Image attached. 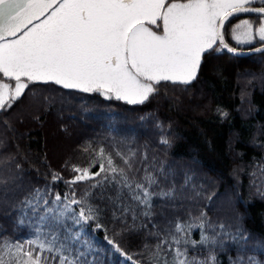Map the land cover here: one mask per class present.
Here are the masks:
<instances>
[{
	"label": "trees",
	"instance_id": "1",
	"mask_svg": "<svg viewBox=\"0 0 264 264\" xmlns=\"http://www.w3.org/2000/svg\"><path fill=\"white\" fill-rule=\"evenodd\" d=\"M262 78L264 53L234 57L221 49L203 55L198 77L190 85L161 82L156 86L157 92L143 104L107 99L99 93L64 89L51 83L30 85L25 96L7 111H0V180L7 181L0 191V242L34 237L39 221L25 201L36 190L48 200H53L55 193L63 197L73 191L80 198L90 190L87 182L69 186L65 181L76 174L73 166L87 168L95 161L97 166L91 170L98 171L97 153L101 148L133 183H146L144 178L152 174L159 184L153 185L151 191L175 187L178 196L175 201L154 196L149 219L140 215L143 207L131 199L126 189L121 192L118 185L108 184L93 190L90 203L100 210L99 217L84 231L101 250L102 264L118 262L117 253L105 236L133 260L153 264L150 251L144 248L145 244L151 247L157 243L148 234L155 231L152 224L163 231L169 222L189 221L190 216H199L203 211L215 225L231 227L222 213L226 205L216 202L227 194L234 197L231 204L241 217V227L264 242V196L250 194V173L246 170L264 160ZM59 104L62 106L57 113ZM65 111L71 117L64 116ZM163 137L168 144L161 143ZM17 164L20 169L15 167ZM53 173L63 179L53 182ZM186 177L192 178L187 185ZM209 195L213 196L211 202L206 199ZM117 204L136 211L135 224L131 214L121 217ZM19 220H24V224H18ZM96 223L103 228L97 229ZM141 224L148 228H141ZM199 231L196 228L193 232L196 240L200 239ZM234 249L218 251L220 264L236 260L238 253ZM206 250L200 248L197 253L190 248L189 254H205ZM43 255L49 257L51 264H58V259H51L54 253Z\"/></svg>",
	"mask_w": 264,
	"mask_h": 264
},
{
	"label": "snow or ice",
	"instance_id": "2",
	"mask_svg": "<svg viewBox=\"0 0 264 264\" xmlns=\"http://www.w3.org/2000/svg\"><path fill=\"white\" fill-rule=\"evenodd\" d=\"M257 3L260 6H253ZM239 14H256L259 26L241 20L231 29L232 38L237 44H252L258 38L261 46L253 51L264 52V0H0V77L14 81L12 85L0 80V111L10 109L35 83L99 93L129 104L145 103L161 82L190 85L198 77L206 52H237L225 41L223 29ZM161 143L169 141L163 138ZM97 155L98 171L91 170L97 166L95 161L87 168L73 166L76 174L65 181L69 186L89 184L90 190L80 198L73 191L63 197L55 193L54 199L48 200L36 190L25 201L38 217L35 235L24 241L0 242V264H51L45 252L54 253L51 259H58V264H102L101 250L84 231L99 217L100 210L90 203L97 188L115 184L121 192L126 189L131 199L143 207L140 215L149 219L154 196L178 199L175 187L150 190L159 184L156 176L148 174L146 183H133L102 148ZM124 163L129 161L125 159ZM62 179L52 174L53 182ZM191 179L186 177L185 185ZM6 184L0 180V187ZM120 198L118 193L117 200ZM206 199L211 202L213 196ZM117 207L121 217L131 214L135 224L134 209L120 204ZM18 224H24V220ZM140 227L147 229L148 225ZM96 228L103 225L96 223ZM152 228L155 231L148 234L157 243L151 247L145 244L144 248L150 251L153 264H219L216 250L264 248L262 241L251 245V235L240 226L234 232L224 224L212 226L203 211L199 216H190L189 221L169 222L163 231L156 224ZM194 228L200 230L199 240L191 238ZM105 241L126 261L140 264L114 240L105 236ZM190 248H207L209 254L200 260L189 256ZM230 264L260 262L254 257L237 256Z\"/></svg>",
	"mask_w": 264,
	"mask_h": 264
},
{
	"label": "rangeland",
	"instance_id": "3",
	"mask_svg": "<svg viewBox=\"0 0 264 264\" xmlns=\"http://www.w3.org/2000/svg\"><path fill=\"white\" fill-rule=\"evenodd\" d=\"M253 6H260V5H259V3H257V4H255ZM244 19L251 20V21L254 22L255 26H259V21L257 20L256 15H242V16H239L238 18L234 19L232 22H229L227 24L226 28H225V37H226L227 41L232 46H234L236 48H239V49H248V48H253V47H256L258 45H261V42H259L258 38L252 44H237L236 40H234L232 38V35L230 34L231 33V29L236 24H238L241 20H244ZM154 30H155V28H154ZM245 76H248V75H245ZM245 76H243L242 78H244ZM0 80H3V82L10 83V84L14 85V81H10L7 78L0 77ZM262 82H264V78H262ZM47 102H48L47 100L44 101L45 104H47ZM179 105H181V102H180ZM61 106H62L61 104L57 105V109H58V110L56 109L57 113H58V111H59ZM65 108H67V106H65ZM63 115L67 116V117H71V115L69 114L68 111L67 112L65 111ZM58 116H60V114H58ZM0 159H2V157H0ZM186 168H188V167H186ZM194 169L196 170V172L201 174V170L199 168L196 167ZM242 170H243V168L241 169L240 173L242 172ZM246 170L250 173L249 180H248L249 183H248V186H247L249 188V190H250L249 191L250 194L253 197L264 196V160L260 161L259 163H256V164L248 166L246 168ZM233 178H236L235 174L233 175ZM2 189L3 188L0 187V191H3ZM233 200H234V197H231L229 194H227L225 196V199H223V200L222 199L216 200L217 203H219L220 201H223V203L226 205L225 208L222 209V213L224 215H226L225 221L231 224V227H229L227 225L225 226L226 229L229 232H234V230H235V228L237 226L241 227V225H242L241 224V219H240L241 217H240L238 211L235 210L234 209V205L231 204L233 202ZM8 204L11 205L10 203H8ZM165 219L166 220H164V222L168 223V221L170 220V216L166 217ZM207 220L214 227L219 225V224L215 225V222H213V220H211V218H209V217L207 218ZM164 222H163V225H164ZM195 229L196 228H194L192 230V233H191V238L194 239V240H196V237H194V235H193V232L195 231ZM217 230H218V228H217ZM246 232L248 234H250L251 237H252V241L250 242L251 245H254L256 241H262V239H258L257 237L253 236L249 231H246ZM199 237H200V231H199ZM234 248L232 247L231 249L235 250ZM199 249L200 248H196L194 250H197V253H199ZM218 251L219 250H216V252H215L216 256H217ZM236 252L238 253L237 256L245 257V259L247 257H254L257 261L260 262V264H264V248L250 246V248L248 250L239 251V250L236 249ZM208 254H209V251L207 249L205 254H197V255H191V256L192 257H197L198 259L203 260L205 257L208 256ZM65 255H69V253L65 254ZM116 256H118V262L116 264H131V262L126 261L124 259V257L121 256L119 253H117ZM189 256H190V254H189ZM217 259H218V257H217ZM218 261H219V259H218ZM219 264H220V261H219ZM229 264H230V262H229Z\"/></svg>",
	"mask_w": 264,
	"mask_h": 264
},
{
	"label": "water",
	"instance_id": "4",
	"mask_svg": "<svg viewBox=\"0 0 264 264\" xmlns=\"http://www.w3.org/2000/svg\"><path fill=\"white\" fill-rule=\"evenodd\" d=\"M47 15V13L45 14ZM242 15H256V14H239L238 16H242ZM43 18V17H42ZM41 18V19H42ZM233 19V18H231ZM228 22H226L225 26H224V29L223 31L225 32V27L227 25ZM224 38H225V41L228 43V45L230 47H234L232 46L227 40H226V37H225V33H224ZM261 45L259 46H256V47H260ZM236 48V47H234ZM254 48V47H253ZM253 48H248V49H239V48H236L237 49V52L234 54V53H230L227 51V49H222L225 53L231 55V56H234V57H248V56H252V55H258V54H263L264 52H255L253 51Z\"/></svg>",
	"mask_w": 264,
	"mask_h": 264
},
{
	"label": "flooded vegetation",
	"instance_id": "5",
	"mask_svg": "<svg viewBox=\"0 0 264 264\" xmlns=\"http://www.w3.org/2000/svg\"><path fill=\"white\" fill-rule=\"evenodd\" d=\"M154 27V26H153Z\"/></svg>",
	"mask_w": 264,
	"mask_h": 264
}]
</instances>
